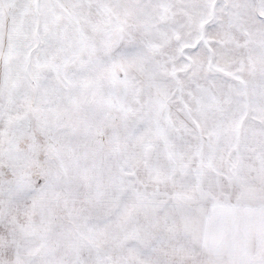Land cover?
Here are the masks:
<instances>
[{
	"label": "snow or ice",
	"instance_id": "snow-or-ice-1",
	"mask_svg": "<svg viewBox=\"0 0 264 264\" xmlns=\"http://www.w3.org/2000/svg\"><path fill=\"white\" fill-rule=\"evenodd\" d=\"M0 264H264V0H0Z\"/></svg>",
	"mask_w": 264,
	"mask_h": 264
}]
</instances>
